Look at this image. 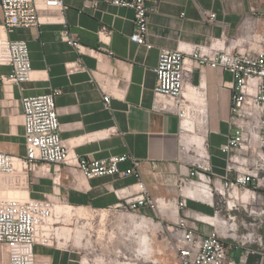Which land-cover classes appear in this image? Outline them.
<instances>
[{"label":"crops","instance_id":"1","mask_svg":"<svg viewBox=\"0 0 264 264\" xmlns=\"http://www.w3.org/2000/svg\"><path fill=\"white\" fill-rule=\"evenodd\" d=\"M97 1L94 6L91 0H63V14L55 9L41 10L37 25L17 27L8 34L12 40L27 42L31 64L29 79L10 92L0 84V150L24 155L21 97L58 88L61 93L55 103L64 144L84 159L127 155L120 169L135 165L139 178L120 174L87 178L75 167L49 165L46 171L39 167L30 174L28 193L19 192L31 198L52 197L57 192L64 202L59 205L108 210L124 207L125 199L140 194L144 187L156 205L139 211L153 212L167 225L184 218L203 234L216 230L225 238L227 261L264 264V222L249 211L250 199L245 200L253 191L229 185L236 168L243 167L258 170L252 185L256 191L264 189V170L255 167L260 148L236 150L230 161L220 150L234 130L230 119L232 75L220 68H194L185 97L201 104L197 114L202 120L197 124L181 123L174 111L153 106L154 68L161 48L209 46L220 40L226 48L243 50L237 48L239 43L233 37L244 21L264 20V0H160L147 21L150 49L129 39L134 29L132 9ZM204 11L215 12L216 21L206 22ZM255 12L260 16H254ZM64 31L78 41L79 50L62 39ZM77 60L85 69L69 74L65 64ZM9 71L10 67L0 66V74ZM200 83L204 87L202 101L190 90V85ZM104 93L110 96V110L103 107ZM17 117L21 121L16 122ZM19 124L21 137L16 138ZM195 161L208 167L203 175L208 189L196 176L195 182L181 183L195 169ZM182 199L184 205H180ZM245 233L261 235L262 240L251 237L241 241L240 235ZM34 250L38 264L81 262L80 250L63 238L52 245L37 244ZM0 264H7L1 245Z\"/></svg>","mask_w":264,"mask_h":264},{"label":"built area","instance_id":"2","mask_svg":"<svg viewBox=\"0 0 264 264\" xmlns=\"http://www.w3.org/2000/svg\"><path fill=\"white\" fill-rule=\"evenodd\" d=\"M94 6L97 0H91ZM112 5L130 8L134 11V29L129 39L150 49L152 44L147 40V21L151 13L157 11L160 0H107ZM2 23L0 24V66L10 67L7 74H0V84L5 92L30 77V54L24 40H12L8 37L17 27L37 25L41 10L55 9L64 12L63 0H0ZM183 14V13H182ZM215 12H203L206 22L214 23ZM45 21L60 22L61 19L45 18ZM69 45L80 49L76 39L67 31L62 37ZM258 45L236 50L226 48L215 40L209 44L191 47H177L174 50L161 48L154 68L156 86L154 87V108L176 113L181 123L188 117L190 109L195 110L196 103L184 96L187 80L197 67L220 68L233 77L231 84V125L234 130L220 145V150L228 160L236 150L259 147L255 167L264 170V37L260 35ZM67 72L74 73L85 69L81 60L65 64ZM199 97H204V87L190 85ZM61 89L54 88L47 93L24 96L20 99L25 153L14 156L0 150V245L4 247L7 264H38L35 256V245H52L57 239L58 226L54 222L55 204L60 202L59 194L44 198L28 196H9L8 192L29 189L30 174L39 168L49 169V165H64L79 169L87 178L103 175H134L139 178L136 166L121 170L120 163L127 160V155H114L103 159H84L69 149L63 142L60 132L58 110L55 98ZM103 107L110 110V96L102 98ZM256 143V144H255ZM247 162V161H245ZM195 169L189 172V178L181 183L195 182V176L202 181L205 189L204 171L207 166L199 161L194 162ZM258 170L236 168V175L230 186L242 187L253 191L245 200H252L254 207L249 211L256 213L260 222H264V189L256 191L252 180ZM228 184V183H227ZM264 186V184H263ZM140 194L125 199L124 207L139 211L141 207L154 209L155 199L148 197L141 187ZM184 205V199L180 201ZM230 206V202H227ZM176 256L179 264H234L227 261V244L225 238L216 230L207 234L197 231L195 225L181 218L175 225ZM253 237L261 242V235L245 233L240 240ZM264 258V253L262 254Z\"/></svg>","mask_w":264,"mask_h":264},{"label":"rangeland","instance_id":"3","mask_svg":"<svg viewBox=\"0 0 264 264\" xmlns=\"http://www.w3.org/2000/svg\"><path fill=\"white\" fill-rule=\"evenodd\" d=\"M254 16L259 17L260 14L255 12ZM260 35L264 37V20H258L252 24H245L244 21L233 39L239 43L237 48L255 47L259 44ZM192 103L197 104L196 108L192 111L190 109L188 117L184 120H187L186 123L194 121L197 124V120H202L197 114L201 113L200 103ZM15 121L19 122L21 118L17 117ZM18 131V134L14 135L16 138L21 137L20 124ZM250 201V206L254 207L256 204L251 199ZM63 203L62 201L56 202L55 209L57 205ZM81 211L82 214H70V212L59 214L55 210L54 215V222L58 226V233H60L59 236L57 233V238H63L67 245L80 250V264L136 262V259L132 258L130 254L137 247V236L140 233L147 234L151 240L153 256L156 260L154 264H179L175 245L176 229L169 227L172 224L162 223L153 212L131 211L125 207L108 210L81 208ZM129 215L136 218L130 220Z\"/></svg>","mask_w":264,"mask_h":264},{"label":"bare ground","instance_id":"4","mask_svg":"<svg viewBox=\"0 0 264 264\" xmlns=\"http://www.w3.org/2000/svg\"><path fill=\"white\" fill-rule=\"evenodd\" d=\"M190 90H191L192 94L195 97H199V95L192 90V87H191ZM184 96H185V91H184ZM199 98H201L200 101L203 100L202 97H199ZM8 193H7V195H8ZM27 193H28V191H27ZM9 196H24V194L22 192H19V191H13V192L9 193ZM55 210L57 212H59V214L60 213H64V212H67V213L70 212V214H82L83 213L81 211V208H74V207L69 206V205H57ZM128 218H130V220H134L136 217L133 216V215H129ZM145 219L147 220L148 218H145ZM136 242H137V247H136V249L132 250L131 254H130V256L132 258L136 259V262H128V261H126L125 264H145V263L154 264V263H156V260H155V258L153 256L154 255V250H153V248L151 246V243H150L151 240L148 237V235L140 233L137 236V241Z\"/></svg>","mask_w":264,"mask_h":264}]
</instances>
